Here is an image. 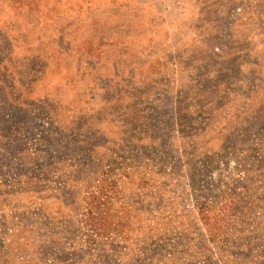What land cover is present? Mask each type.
<instances>
[{
	"label": "rangeland",
	"instance_id": "374dc122",
	"mask_svg": "<svg viewBox=\"0 0 264 264\" xmlns=\"http://www.w3.org/2000/svg\"><path fill=\"white\" fill-rule=\"evenodd\" d=\"M0 264H264V0H0Z\"/></svg>",
	"mask_w": 264,
	"mask_h": 264
}]
</instances>
